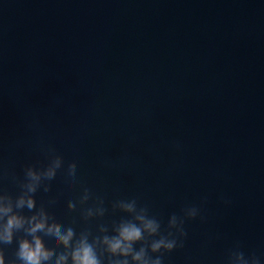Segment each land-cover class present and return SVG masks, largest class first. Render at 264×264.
Listing matches in <instances>:
<instances>
[{
    "label": "water",
    "instance_id": "1",
    "mask_svg": "<svg viewBox=\"0 0 264 264\" xmlns=\"http://www.w3.org/2000/svg\"><path fill=\"white\" fill-rule=\"evenodd\" d=\"M53 156L62 157L63 165L45 181L49 191L41 187L35 194L37 207L43 204L77 234L98 235L101 224L114 234L113 223L131 219L114 209L120 200L147 208L164 235L175 233L168 228L172 215L196 207L199 215L184 223L183 247L164 253L162 264H229L233 250L264 264V100L116 117L0 109V194L15 199L25 170L46 168ZM70 163L76 165L71 184ZM84 189L90 198L81 205ZM100 200L105 215L85 221L82 212ZM69 201L77 205L73 212ZM44 239L51 247V239ZM2 247L6 260L14 258L15 241ZM103 260L107 264V254Z\"/></svg>",
    "mask_w": 264,
    "mask_h": 264
},
{
    "label": "clouds",
    "instance_id": "2",
    "mask_svg": "<svg viewBox=\"0 0 264 264\" xmlns=\"http://www.w3.org/2000/svg\"><path fill=\"white\" fill-rule=\"evenodd\" d=\"M63 159L53 156L46 168L28 167L25 180L21 183V192L14 199L8 194H0V264H104L103 257L107 254V264H162L164 253H170L177 247H183L186 219H195L199 209L189 207L184 215H172L168 221L167 235L161 233V224L148 209L138 207L135 199L120 200L114 209L128 214L131 219H122L109 228L103 224L98 227V235L93 236L88 230L77 234L71 225L59 223L42 204L37 207L35 194L43 187L49 191L45 181L53 180L57 170L61 169ZM69 184L76 179V165L70 163L67 169ZM90 198L88 189H84L79 203L85 204ZM98 206L89 207L82 212L85 221L94 217H103L106 209L103 201ZM69 212L76 210V203L68 202ZM27 209L31 215H25ZM17 233H23L17 238ZM44 237L51 239V247L46 246ZM91 238V239H90ZM16 242L14 258L6 260L3 245ZM140 244L137 249L135 246ZM62 247V251H56ZM151 254H159L153 258ZM229 264H259L253 255L246 258L244 253L233 250L229 254Z\"/></svg>",
    "mask_w": 264,
    "mask_h": 264
}]
</instances>
